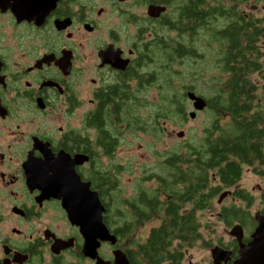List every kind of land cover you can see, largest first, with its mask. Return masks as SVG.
Segmentation results:
<instances>
[{"label": "flooded vegetation", "instance_id": "flooded-vegetation-1", "mask_svg": "<svg viewBox=\"0 0 264 264\" xmlns=\"http://www.w3.org/2000/svg\"><path fill=\"white\" fill-rule=\"evenodd\" d=\"M189 92L204 99L201 109L194 110ZM214 96L224 97V135L246 156L224 155V163L240 168L214 197L224 240L212 245L206 231L214 198L200 210L188 201L181 211L195 208L199 236L183 244L169 239L149 256L145 246L168 219L170 198L160 191L157 167L181 147L185 153L187 143L155 152L142 177L126 169L127 146L137 133L162 142L175 132L164 125L165 97L177 100L179 124L201 112L211 123ZM235 107L252 131L235 130ZM243 168L257 177L254 186L241 182ZM53 172L71 177L90 199L95 195L114 242L100 239L94 214L82 230L59 196L42 192L40 177ZM124 173L138 184L131 192L121 182ZM155 191L160 210L138 212L141 194L147 201ZM263 216L264 0H0V264H116L117 254L127 264H214L216 247L224 255L219 264H264L242 256L264 253L250 248ZM87 239L95 253L84 252ZM197 245L208 253L201 263L192 261Z\"/></svg>", "mask_w": 264, "mask_h": 264}, {"label": "trees", "instance_id": "trees-1", "mask_svg": "<svg viewBox=\"0 0 264 264\" xmlns=\"http://www.w3.org/2000/svg\"><path fill=\"white\" fill-rule=\"evenodd\" d=\"M178 100L179 103L182 102V99ZM210 104L212 121L205 127L202 136L187 143L185 153L181 147L180 155L172 152L165 157V163L157 167L159 174L163 176L161 180L164 182V187L160 191L163 190L169 194L170 198L164 202V212L168 219L151 232L145 246L149 256H156L161 250L163 251L165 245L169 243V239L179 238L183 244L185 238H197L199 225L194 223L195 208L192 206L189 211L182 212L185 203L191 201L198 210L208 208L212 198L224 186L230 185L238 178L237 174H239L240 168L233 162L226 161L224 163L225 152L227 151L237 158L246 156L240 154L239 143L231 141L228 135H224V97L214 96L210 99ZM177 105L176 99L164 98L163 115L166 120L176 123L174 115ZM180 106L183 104L181 103ZM240 108L235 107L233 111L235 130L244 128L252 131L249 124L237 119L240 116ZM212 181L220 183L213 185ZM152 194V198L147 201L141 194L140 201L135 204V207L140 208L138 212L141 210L149 216L151 209L160 210L158 207L159 193L157 194L155 191ZM141 202L144 204L141 205ZM223 212L222 218L224 217Z\"/></svg>", "mask_w": 264, "mask_h": 264}, {"label": "rangeland", "instance_id": "rangeland-1", "mask_svg": "<svg viewBox=\"0 0 264 264\" xmlns=\"http://www.w3.org/2000/svg\"><path fill=\"white\" fill-rule=\"evenodd\" d=\"M189 110L191 109V106L189 102H186L185 105ZM207 115L205 116L204 113H198L195 118L190 119L187 118L186 120L181 121L179 124H172L169 120L164 119V125L167 127L168 130L173 129L175 131L173 134H164L162 137H164L162 142H156V141H150V137H145L143 134L137 133L139 136L132 137V142L128 144L127 148H130V160L131 163L128 167H126L127 171L130 169V167L133 169V177L135 174L139 175V177H142L146 174V172L143 169H151V166H153L155 163V156L154 153L157 151H160L163 147L164 150L168 148H178L179 146H184L185 143L192 142L196 140L197 138H200L202 136V133L210 123V121L206 120ZM223 122V121H221ZM178 131H184L182 136L176 135V132ZM142 136V138H141ZM161 139V138H160ZM124 156V153H123ZM126 160V159H125ZM124 160V161H125ZM129 177L133 178L131 174H129ZM133 179H128V174L124 173L121 175V182L124 186V188L127 190V192H131L133 189H135L138 184L137 182L132 181ZM241 182H244V184L248 186H254L257 182V177L254 176L251 171L245 170L243 168V174L241 178ZM216 198H214L213 206L205 212L206 222L207 225H211L210 229H206V231L211 235L214 240L211 242L209 239V236L207 233H203V237L208 239L211 244H215L216 240H224V225L221 223L222 221H219L216 213L219 210V206L215 203ZM231 199L228 198L225 201L229 202ZM224 202V200H223ZM251 213H253V207L251 208ZM151 224H147L145 227H143V231L146 233V229ZM203 248L200 247V245H197L195 248L192 249V261H197L198 263H201L205 259H208V253H204Z\"/></svg>", "mask_w": 264, "mask_h": 264}, {"label": "water", "instance_id": "water-1", "mask_svg": "<svg viewBox=\"0 0 264 264\" xmlns=\"http://www.w3.org/2000/svg\"><path fill=\"white\" fill-rule=\"evenodd\" d=\"M188 98L193 101L194 110H199L205 105L204 99L199 96L194 95L192 92H189ZM195 111L190 112V116H194ZM76 158L81 157V155H75ZM81 159H73L74 162H82ZM36 178H39L37 175ZM41 179L46 180L44 183V187L42 188V192L44 191L48 195L59 196L62 200V205L68 212L69 219L72 223L80 225L82 230H85V223L87 222L88 213L94 214V217L91 219L94 221V227L100 229L99 237L101 240L110 239L114 242V238L108 235L107 230L100 222V212L102 207L95 200V195L88 194L91 199L87 195H83V191H77V187L75 185L74 180L66 176L64 173L57 174L53 172L51 176H41ZM224 192H222L218 197V202H220L224 198ZM257 218V217H256ZM258 226L255 228L252 234V242L250 244L251 249H255L256 247L264 248V216L257 218ZM90 237V236H89ZM96 244H92L89 239L85 241L84 244V252L85 253H95ZM221 251L219 248H214L212 250V255L214 258V264H219L220 259L224 258V255L218 253ZM242 256L246 259H256L262 258L264 260V253H242ZM123 257L122 255L117 254L116 264H127L126 260L120 259Z\"/></svg>", "mask_w": 264, "mask_h": 264}]
</instances>
